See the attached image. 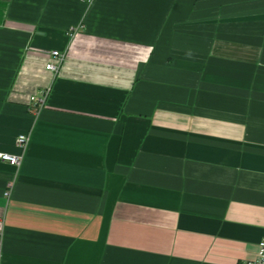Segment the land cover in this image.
<instances>
[{"label":"crops","instance_id":"crops-1","mask_svg":"<svg viewBox=\"0 0 264 264\" xmlns=\"http://www.w3.org/2000/svg\"><path fill=\"white\" fill-rule=\"evenodd\" d=\"M3 151L1 264L254 259L264 0H0Z\"/></svg>","mask_w":264,"mask_h":264},{"label":"built area","instance_id":"built-area-1","mask_svg":"<svg viewBox=\"0 0 264 264\" xmlns=\"http://www.w3.org/2000/svg\"><path fill=\"white\" fill-rule=\"evenodd\" d=\"M75 32L76 31L74 29L71 35H74ZM52 55L58 59V62L57 63L48 62L46 67L47 69L52 70L55 74H57L64 60V54H62L58 50H53ZM50 90L51 89H47L45 91H38L37 93L32 95L31 100H30L31 103H33V105L35 107H38L39 109L42 108L46 104V101L51 92ZM29 139H30L29 135L20 134L18 135L16 139V144L23 151H25V149L28 147ZM0 158L3 161H6L10 164L18 166L22 163L23 155H17V154L3 151V152H0ZM1 256H2V251L0 250V259H1ZM0 264H1V261H0ZM245 264H264V236L261 238L259 242L257 256L254 259L247 261Z\"/></svg>","mask_w":264,"mask_h":264}]
</instances>
